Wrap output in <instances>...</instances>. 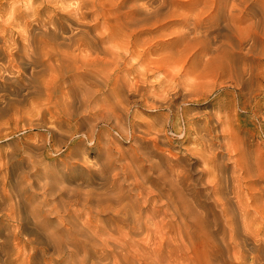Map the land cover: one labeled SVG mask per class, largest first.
<instances>
[{
    "label": "rangeland",
    "instance_id": "1",
    "mask_svg": "<svg viewBox=\"0 0 264 264\" xmlns=\"http://www.w3.org/2000/svg\"><path fill=\"white\" fill-rule=\"evenodd\" d=\"M0 48V264H264V0H0Z\"/></svg>",
    "mask_w": 264,
    "mask_h": 264
},
{
    "label": "bare ground",
    "instance_id": "2",
    "mask_svg": "<svg viewBox=\"0 0 264 264\" xmlns=\"http://www.w3.org/2000/svg\"><path fill=\"white\" fill-rule=\"evenodd\" d=\"M79 9H80V8H79ZM62 13H63V12H62ZM36 28H37V27H36ZM76 28H77V27H76ZM35 30H36V29H35ZM77 33H78V32H77ZM20 35H21V34H20ZM22 37H23V36H22ZM23 39H24V38H23ZM26 41H27V40H26ZM12 43H13V42H12ZM70 43H71V42H70ZM72 43H73V42H72ZM0 49H1V48H0ZM26 51H27V50H26ZM40 53H41V52H40ZM130 54H131V53H130ZM50 55H51V53H50ZM57 55H58V54H57ZM61 55H62V54H61ZM61 55H59V56L61 57ZM63 55L67 56V57H68L67 60H69V61H70V59H69L70 55H71V57H70L71 59H72V57H73L72 54H70L69 56L66 55V54H63ZM63 55H62V57H65V56H63ZM42 56H43V55H42ZM54 56H56V55L54 54L52 57H54ZM74 56H75V55H74ZM76 56H77V55H76ZM87 58H88V57H86V59H87ZM89 58H90V57H89ZM46 59H47V58H46ZM61 59H62V58H61ZM82 59H83V57H81V60H82ZM84 59H85V57H84ZM86 59H85V60H86ZM125 59H126V58H125ZM56 60H58V57H57V59H55V61H56ZM62 60L64 61V59H62ZM77 60H79V59L77 58ZM94 60H95V58H94ZM98 60H99V59H98ZM105 60H106V59H105ZM133 60H134V59H133ZM36 61H37V60H36ZM39 61H41V60H39ZM39 61H38V62H39ZM51 61H52V60H51ZM69 61H67L68 63L65 62V61H64V62H65L66 64L70 65V64H71V61H70V62H69ZM72 61H73V59H72ZM87 61H89V60H87ZM87 61H86V65L89 64V63H87ZM100 61H101V60H100ZM22 62H23V61H22ZM45 62H46V61H45ZM47 62H48V61H47ZM57 62H58V61H57ZM64 62H63V63H64ZM78 62H80V60L77 61V63H78ZM29 63H30V62H29ZM69 63H70V64H69ZM73 63H74V62H73ZM82 63L84 64L85 62H82ZM90 63H93V62L90 61ZM95 63H96V62H95ZM49 64H50V63H49ZM49 64H47V65L49 66ZM61 64H62V61H61ZM74 64H75V63H74ZM83 64H82V65H83ZM17 65H18V64H17ZM50 65H52V63H51ZM58 65H60L59 62H58ZM63 65H64V64H63ZM68 65H67V66H68ZM96 65H98V64H96ZM96 65L93 64L94 67H95ZM43 66H44V64H43ZM45 66H46V64H45ZM48 66H47V67H48ZM54 66H55V64H54ZM74 66H75V65H74ZM79 66H80V65H78V67H79ZM93 66H92V67H93ZM19 67H20V66H19ZM50 67H51V66H50ZM56 67H57V63H56ZM56 67H55V68H56ZM78 67L76 68V70L78 69ZM81 67H82V66H81ZM81 67H79V68H81ZM85 67H86V66H85ZM48 68H49V67H48ZM48 68H47V69H48ZM62 68H63V67H62ZM86 68H87V67H86ZM47 69H46V70H47ZM58 69H59V68L57 67V70H58ZM65 69H66V72L70 73L69 71L71 70V68H67V67H66ZM72 69H75V68H72ZM88 69H93V70H94V68H88ZM44 70H45V69H44ZM46 70H45V72H46ZM49 70H50V69H49ZM51 70H52V69H51ZM51 70H50V71H51ZM55 70H56V69H55ZM57 70H56V71H57ZM60 70H61V69H60ZM76 70H75V71H76ZM81 70H83V69L81 68ZM42 71H43V70H42ZM58 71H59V70H58ZM85 71H86V70H85ZM85 71H83V72H85ZM91 71H92V70H91ZM142 71H143V70H142ZM79 72H81V71H79ZM87 72H89V71H87ZM96 72H97V71H96ZM51 73H52V74H55V73H53V71H52ZM73 73H74V71H73ZM81 73H82V72H81ZM93 73H94V72H92V74H93ZM109 73H110V72H109ZM59 74H60V72H59ZM70 74H72V73H70ZM70 74L68 75V77H72V78H73V77H77L78 74L80 75V73H78V70H77V73H76L77 75H75V74L73 75V74H72V76H70ZM82 74H83V73H82ZM88 74H89V77L92 75L91 73H87V75H88ZM90 74H91V75H90ZM106 74H108V73H106ZM61 75H64V76H65L66 73H65V74H62V73H61ZM83 75H84V74H83ZM83 75H82V76H83ZM96 75H97V74H96ZM108 75H110V74H108ZM55 76L58 77L59 75H58V74H55ZM55 76H54V77H55ZM82 76H81V77H82ZM92 76H93V75H92ZM92 76H91V78H92ZM97 76H98V75H97ZM97 76L94 75V77H93L92 79H94V78L97 77ZM54 77H52V78H54ZM59 77H60V76H59ZM86 77H87V76H86ZM98 77H99V76H98ZM105 77H106V75H105ZM62 78H63V77H62ZM64 78H65V77H64ZM77 78H78V77H77ZM77 78H76V80L74 81V84H76L78 81H80V79H79L80 76H79V78H78L79 80H78ZM83 78H84V79H83ZM83 78H81V79L85 80V76H83ZM108 78H109V77H108ZM58 79H59V78H58ZM96 79H97V78H96ZM99 79H100V78H99ZM99 79H98V81H97L98 84H100V83H99ZM103 79H106V78H104V76H103ZM53 80H54V79H53ZM56 80H57V79H56ZM62 80H63V79H62ZM66 80L68 81V79H66ZM77 80H78V81H77ZM87 80H88V78H87ZM108 80L110 81L111 78L108 79ZM108 80H106V82H104V84L107 83ZM51 81H52V79H51ZM64 81H65V79H64ZM72 81H73V79H72ZM76 81H77V82H76ZM95 81H96V80L94 79V82H95ZM101 81H105V80H101ZM53 82H54V81H53ZM60 82H61V81H60ZM65 82H66V81H65ZM75 82H76V83H75ZM81 82H82V81H81ZM92 82H93V80H92ZM94 82H93V83H94ZM97 82H96V83H97ZM51 83H52V82H51ZM55 83H56V82H55ZM69 83H70V81H69ZM78 83H80V82H78ZM87 83H88V85L90 84V82H88V81H87ZM59 84H60V83H59ZM65 84H66V83H65ZM65 84H64V85H65ZM67 84H68V83H67ZM82 84H85V85H86L85 82H83ZM82 84H81L80 86H82ZM108 84H109V83H108ZM116 84H118V83L116 82ZM143 84H144V83H143ZM31 85H32V84H31ZM57 85H58V84H57ZM60 85H61V84H60ZM60 85H59V87H60ZM70 85H71V84H70ZM85 85H84V86H85ZM90 85H91V84H90ZM94 85H95V84H94ZM105 85H106V84H105ZM51 86H53V85H51ZM66 86H67V85H66ZM68 86H69V85H68ZM76 86H77V85H76ZM78 86H79V85H78ZM86 86H87V85H86ZM96 86L98 87L99 85L96 84ZM96 86H95V87H96ZM116 86H117V85H116ZM116 86H115V87H116ZM53 87H54V86H53ZM56 87H58V86H56ZM56 87H55V88H56ZM61 87H62V86H61ZM72 87L75 88V85L72 86ZM91 87H92V86H91ZM115 87H114V88H115ZM74 88H73V90H74ZM86 88H87V87H86ZM86 88H85V89H86ZM88 88L91 89L89 86H88ZM100 88H101V87H100ZM112 88H113V87H112ZM112 88H111V89H112ZM69 89H70V87H69ZM71 89H72V88H71ZM79 89H80V88L78 87V90H79ZM92 89H93V87H92ZM92 89H91V90H92ZM96 89H97V88H94V90H92V91H93V96L95 95V93L97 94L99 88H98L97 90H96ZM73 90H72V91H73ZM70 91H71V90H70ZM81 91H83V90H81ZM86 91L88 92V90H86ZM114 91H115V90H114ZM145 91H146V90H145ZM24 92H25V91H24ZM184 92H185V91H184ZM84 93H85V91H84ZM109 93H110V92H109ZM112 93H113V92H112ZM115 93H116V92H115ZM90 94H92V93H90ZM143 94H144V93H143ZM182 94H183V93H182ZM109 95H110V94H109ZM109 95H108V96H109ZM113 95H116V94L113 93ZM106 96H107V95H106ZM106 96H104V97H106ZM82 97H83V96H82ZM89 97H90V96H89ZM95 97H96V96H95ZM91 98H93V97L91 96ZM141 98H142V97H141ZM83 99H84V98H83ZM87 99H88V98H87ZM89 99H90V98H89ZM93 99H94V98H93ZM93 99H92V101H93ZM97 99H98V98H97ZM102 99H103V98H102ZM110 99H111V98H110ZM112 99H114V98H112ZM107 100H109V98H108ZM107 100H106V101H107ZM82 101H83V100H82ZM90 101H91V99H90ZM95 101H96V99H95ZM104 101H105V100H104ZM104 101H103V102H104ZM93 102H94V101H93ZM101 102H102V100H101ZM108 102H109V101H108ZM112 102L114 103V101H112ZM96 103H97V102H96ZM99 103H100V102H99ZM105 103H106V102H105ZM110 103H111V102H110ZM116 103H117V102H115V105H113V106H116V105H117ZM97 104H98V103H97ZM97 104H96V106H97ZM111 104H112V103H111ZM105 105H106V104H105ZM107 105H109V104H107ZM183 105H184V104H183ZM80 106H81V105H80ZM99 106H101V105H99ZM103 106H104V103H103ZM103 106H102V107H103ZM113 106H110V107L108 106V107H109L111 110L114 111V109H112V108H115V107H113ZM94 107H95V106H94ZM104 107H105V108H108V107H106V106H104ZM111 107H112V108H111ZM129 107H130V106H129ZM109 108H108V109H109ZM116 108H117V107H116ZM116 108H115V109H116ZM102 109H103V108H102ZM97 111H98V110H97ZM109 111H110V110H108V112H109ZM63 112H64V111H63ZM138 112H139V111H138ZM169 112H170V111H169ZM116 113H117V115H118L119 112H116ZM113 115H114V114H113ZM115 115H116V114H115ZM115 115H114V116H115ZM117 115H116V116H117ZM119 115H121V114H119ZM119 115H118V116H119ZM39 116H40V115H39ZM118 116H117V118H118ZM99 117H100V116H99ZM106 117H107V116H106ZM119 117H121V116H119ZM122 117H123V116H122ZM122 117H121V118H122ZM199 117H200V116H199ZM117 118H116V119H117ZM121 118H120V120H122ZM34 120H35V119H34ZM120 120L118 119V123H119ZM74 122H75V121H74ZM121 122H122V121H121ZM171 123H172V122H171ZM115 126H116V125H115ZM128 126H129V125H128ZM47 127H48V126H47ZM163 127H164V126H163ZM112 130H113V129H112ZM181 130H182V129H181ZM54 131H55V130H54ZM33 132H34V131H33ZM120 132H121V131H120ZM214 132H215V131H214ZM115 133H116V132H115ZM94 134H95V133H94ZM109 134H110V133H109ZM33 135H34V134H33ZM124 135H125V134H124ZM126 136H127V135H126ZM148 137H149V136H148ZM20 138H21V137H20ZM110 138H111V137H110ZM91 140H92V139H91ZM155 141H156V139H155ZM21 143H22V142H21ZM85 143H86V142H85ZM137 143H138V142H137ZM155 144H156V143H155ZM151 146H152V145H151ZM154 146H155V145H154ZM158 146H159V145H158ZM156 147H157V146H156ZM113 148H114V147H113ZM153 149H154V147H153ZM23 150H24V149H23ZM20 152H21V151H20ZM212 153H213V152H212ZM139 154H140V153H139ZM170 154H171V153H170ZM171 155H172V154H171ZM189 155H190V154H189ZM168 156H170V155H168ZM140 157H141V156H140ZM171 157H173V155H172ZM176 157H177V156H176ZM174 159H175V157H174ZM177 159H178V158H177ZM168 160H169V159H168ZM176 161H177V160H176ZM167 162L169 163L170 161H167ZM119 164H120V163H119ZM105 165H106V164H105ZM158 165H159V163H158ZM169 165H171V162H170ZM176 165H178V164H176ZM179 165H180V164H179ZM3 166H4V165H3ZM171 166H172V165H171ZM156 167H157V166H156ZM163 167H164V166H163ZM167 167H168V166H167ZM169 167H170V166H169ZM169 167H168V168H169ZM177 167H178V166H177ZM182 167H184V166H182ZM185 167H186V166H185ZM120 168H121V167H120ZM170 168L173 169V167H170ZM165 169H166V167H165ZM165 169H164V170H165ZM185 169H187V167H186ZM117 170H118V169H117ZM164 170H163L162 172L165 174V172H166L167 170H166L165 172H164ZM170 170H171V169L168 170V171H169V172H167L168 174L171 172ZM175 170H176V169H175ZM182 170H183V169H182ZM32 171H33V170H32ZM43 171H44V170H43ZM178 171H179V170H178ZM183 171H184V170H183ZM45 172H46V171H45ZM105 172H106V171H105ZM162 172H161V173H162ZM173 172H174V171H173ZM176 172H177V171H175V173H174L175 175H177ZM163 173H162V174H163ZM171 173H172V172H171ZM183 173H185V172H183ZM188 173H189V172H188ZM164 174H163V175H164ZM172 174H173V173H172ZM172 174H171V175H172ZM6 175H7V174H6ZM171 175L169 174V175H167V176L169 177V176H171ZM161 176H162V175H161ZM164 176H165V175H164ZM167 176H165V177L163 178V180H164L165 178L167 179V178H168ZM180 176H181V175H179V176H177V177H179V179H180ZM183 176H184V174H183ZM172 177H173V175H172ZM172 177H171V178L169 177V179L171 180ZM174 177H175V176H174ZM184 177H186V176H184ZM143 179H144V178H143ZM148 179H149V178H148ZM173 179H174V178H173ZM188 179H189V177H188ZM175 180H176V178H175ZM175 180H174V181H175ZM185 180H186V179H185ZM30 181H31V180H30ZM165 181H166V180H165ZM171 181H172V180H171ZM183 181H184V180H183ZM236 181H237V180H236ZM5 182H6V181H5ZM32 182H33V181H32ZM167 182H168V181H167ZM176 182L178 183L177 180H176ZM185 182H186V181H185ZM187 182H189V181H187ZM126 183H127V182H126ZM128 183H129V181H128ZM144 183H145V182H144ZM165 184H167V183L165 182ZM173 184H174V183H173ZM180 184H181V183H180ZM182 184H183V183H182ZM187 184H189V183H187ZM142 185H144V184H142ZM145 185H146V184H145ZM171 185H172V182H171V184H169V186H171ZM178 185H179V184H178ZM169 186H167V187H169ZM172 186H173V187H175V186L177 187V184H176V185H172ZM179 186H180V185H179ZM65 187H66V186H65ZM139 187H140V186H139ZM176 187H175V188H176ZM185 187H186V185H185ZM187 187H189V186L187 185ZM143 188H144V187H143ZM145 188H146V187H145ZM178 188H179V187H177V189H178ZM182 188H183V187H182ZM182 188H180V190H181ZM46 189H47V188H46ZM171 189H172V188L170 187V190H171ZM173 189H174V188H173ZM66 190H67V189H66ZM144 190H145L146 193H148V194H150V192H151V191H150V192L147 191V188L144 189ZM185 190H186V188H185ZM57 191H58V190H57ZM165 191H166V190H165ZM168 191H169V189H168ZM174 191H176V190L174 189ZM36 192H37V191H36ZM141 192H142V191H141ZM170 192H171V191H170ZM170 192H169V193H170ZM176 192H179V191L177 190ZM39 193H40V192H39ZM172 193L174 194L175 192H173V190H172ZM172 193H171V194H172ZM159 194H160V192H159ZM161 194H163V193H161ZM165 194H166V193H165ZM175 194H176V193H175ZM175 194H174V196H175ZM138 195H139V194H138ZM138 195H136V196H138ZM146 195H147V194H146ZM146 195H145V196H146ZM169 195H170V194H169ZM183 195H185V194L183 193ZM76 196H77V195H76ZM141 196H142V195H141ZM145 196L143 195V197H145ZM157 196H158V195H157ZM163 196H164V195H162L161 197H163ZM170 196H171V198H172L173 195H170ZM180 196H181V195H180ZM74 197H75V196H74ZM139 197H140V196H139ZM143 197H142V198H143ZM147 197H148V196H147ZM147 197H146V198H147ZM165 197H169V196H165ZM175 197H176V196H175ZM175 197H174V198H175ZM142 198H141V199H142ZM139 199H140V198H139ZM143 199H144V198H143ZM169 199H170V197H169ZM169 199H168V200H169ZM176 199H177V198H176ZM145 200H146V199H145ZM177 200H178V199H177ZM185 200H186V196H185ZM137 201H138V200H137ZM55 202H56V201H55ZM166 202H168V201H166ZM175 202H177V201H175ZM180 202H181V199H180ZM170 203H172V202H170ZM170 203H168V204H170ZM182 203H183V201H182ZM182 203H180V204H182ZM186 203H189V202H186ZM186 203H185V204H186ZM173 204H174V203H173ZM173 204H171V207L173 206ZM175 204H176V203H175ZM180 204L177 203L176 205H180ZM183 204H184V203H183ZM176 205H175V206H176ZM188 205H189V204H188ZM125 206H126V205H125ZM166 206H168V205H166ZM169 206H170V205H169ZM182 206H183V205H182ZM185 206H187V205H185ZM127 207H128V206H127ZM171 207H170V208H171ZM179 207H180V206H179ZM112 208H113V207H111V208L109 207V210H108V211H110V209H112ZM167 208H168V207H167ZM173 208H174V206H173ZM173 208H172V209H173ZM180 208L183 210V207H180ZM249 208H250V207H249ZM128 209H129V208H128ZM128 209H126V210H128ZM131 209H132V208H131ZM131 209H129V210H131ZM168 209H169V208H168ZM181 209H180V210H181ZM187 209H189V207H187ZM123 210H124V209H123ZM126 210H124V211H126ZM129 210H128V211H129ZM175 210H176V208H174V210H173V211H174V215L177 214V213L180 214V213H179L180 211H179V212H176L177 210H176V211H175ZM178 210H179V209H178ZM182 210H181V211H182ZM184 210H186L185 207H184ZM184 210H183V211H184ZM116 211H117V210H116ZM121 211H122V210H121ZM173 211H172V212H173ZM134 212H136V211H134ZM175 212H176V213H175ZM185 212H186V211H185ZM195 212H196V211H195ZM119 213H120V212H119ZM125 213H126V212H125ZM139 213H140V212H139ZM189 213H190V211H188V214H189ZM201 213H202V212H201ZM95 214H96V213H95ZM113 214H114V213H113ZM116 214H117V213H116ZM128 214H131V215H132V212H130V213H128ZM135 214H136V213H135ZM135 214H133V215H135ZM178 214H177V215H178ZM185 214L188 215L187 213H185ZM1 215H2V214H1ZM122 215H123V214H122ZM124 215H125V214H124ZM126 215H127V214H126ZM139 215H140V214H139ZM7 216H8V215H7ZM117 216H118V215H117ZM126 217H128V215H127ZM126 217H125V218H126ZM129 217H130V215H129ZM129 217H128V218H129ZM131 217H133V216H131ZM137 217H138V216H137ZM141 217H142V216H141ZM141 217H140V218H141ZM182 217H183V216H182ZM186 217H187V216H186ZM226 217H227V216H226ZM123 218H124V216H123ZM125 218H124V219H125ZM128 218H127V220H129ZM179 218H180V217H179ZM193 218H194V217H193ZM130 219H131V218H130ZM133 219H135V216H134ZM180 219H181V218H180ZM182 219H183V218H182ZM186 219H187V218H186ZM186 219H185L184 221H186ZM68 220H69V219H68ZM88 220H89V219H88ZM90 220H91V219H90ZM135 220L138 221L137 219H135ZM135 220H134V221H135ZM139 220H141V219H139ZM123 221H124V220H123ZM136 221H135V222H136ZM227 221H228V220H227ZM124 222H125V221H124ZM141 222H142V221H141ZM141 222H139V224H140ZM145 222H146V221H145ZM131 223H134V222L132 221ZM137 224H138V223H137ZM139 224H138V225H139ZM143 224H145V223H143ZM187 224H188V223H187ZM138 225H137V226H138ZM82 226H83V225H82ZM91 226H92V225H91ZM134 226H136L135 223H134ZM137 226H136V229H137ZM145 226H146V224H145ZM146 227H147V226H146ZM137 230H138V229H137ZM143 230H144V228L142 229V231H143ZM109 231H110V230H109ZM125 231H126V230H125ZM138 231H139V230H138ZM190 233H191V232H190ZM191 236H193V234H192ZM99 237H100V236H99ZM128 237H129V236H128ZM20 240H21V239H20ZM105 240H106V239H105ZM108 241H109V240H108ZM116 241H117V240H116ZM143 241H144V240H143ZM232 241H233V239H232ZM144 243H145V242H144ZM102 244H103V243H102ZM105 244H106V243H105ZM114 245H115V244H114ZM220 249H221V248H220ZM246 255H247V254H246ZM236 256H237V255H236ZM117 259H118V258H117ZM243 261H244V260H243Z\"/></svg>",
    "mask_w": 264,
    "mask_h": 264
}]
</instances>
